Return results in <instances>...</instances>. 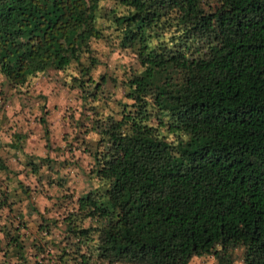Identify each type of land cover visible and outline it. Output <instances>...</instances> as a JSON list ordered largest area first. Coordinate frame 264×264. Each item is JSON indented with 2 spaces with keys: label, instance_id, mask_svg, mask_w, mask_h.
Listing matches in <instances>:
<instances>
[{
  "label": "trees",
  "instance_id": "trees-1",
  "mask_svg": "<svg viewBox=\"0 0 264 264\" xmlns=\"http://www.w3.org/2000/svg\"><path fill=\"white\" fill-rule=\"evenodd\" d=\"M101 1L0 0V126L3 87L73 64L69 157L85 153L96 178L45 215L0 156V264H233L234 248L240 264H264V0ZM98 38L136 62L106 112L104 73L89 71ZM52 160L25 165L37 176Z\"/></svg>",
  "mask_w": 264,
  "mask_h": 264
},
{
  "label": "rangeland",
  "instance_id": "rangeland-1",
  "mask_svg": "<svg viewBox=\"0 0 264 264\" xmlns=\"http://www.w3.org/2000/svg\"><path fill=\"white\" fill-rule=\"evenodd\" d=\"M101 3L106 6L109 0H102ZM99 22L105 24L102 18ZM108 40L109 38H98L91 41L93 54L99 60L89 69L91 77L97 79L99 73H104L106 78L101 91L103 94H98L101 97V109L105 112L115 108L116 102L121 99L123 85L119 80L125 75V70L136 65L134 52L129 47H119L115 40ZM73 69L74 65L71 64L64 71L48 69L37 73L27 79L23 88H19L21 92L3 87L1 96L5 101L7 118L3 119L0 126V156L11 169L18 171L16 177L31 190L32 204L45 215H56L60 212V207L54 203L58 201L60 194L69 193L74 198L92 187L96 181L88 172L89 157L85 153L77 151L76 159L69 157L66 140L71 139L70 125L75 118L80 117L79 110H82L79 107L77 89L69 88L66 84ZM71 112L73 118L70 116ZM11 129L22 133L20 147L17 149L6 144L10 139L8 133ZM168 136L173 138L172 133ZM47 154L54 159L50 165L42 166L37 176L31 173L29 166L25 165L26 159L29 156L40 157ZM56 180L63 183L56 184ZM19 194L23 197L20 191L17 195ZM16 205L35 217L26 201ZM232 257L233 264H240L239 248L233 249ZM186 264L218 263L212 254H201L192 256Z\"/></svg>",
  "mask_w": 264,
  "mask_h": 264
}]
</instances>
